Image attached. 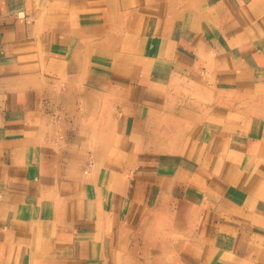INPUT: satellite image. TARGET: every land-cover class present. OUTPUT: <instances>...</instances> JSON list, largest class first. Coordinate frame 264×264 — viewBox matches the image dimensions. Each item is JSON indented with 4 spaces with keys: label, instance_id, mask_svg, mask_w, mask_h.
Returning a JSON list of instances; mask_svg holds the SVG:
<instances>
[{
    "label": "crops",
    "instance_id": "crops-1",
    "mask_svg": "<svg viewBox=\"0 0 264 264\" xmlns=\"http://www.w3.org/2000/svg\"><path fill=\"white\" fill-rule=\"evenodd\" d=\"M127 1L0 0V264H115L119 252H128L127 219L150 225L153 235L165 212L184 229L204 200L212 204V224L189 237L185 233L177 244H165L173 248L175 264H264V129L259 133L263 120L241 129L237 125L239 130L229 137L224 131L219 137L201 132L179 148L174 155L178 158L140 162L131 171L134 179L123 185L115 214L109 216L104 200L81 197L88 191L84 188L90 169L78 167L76 178L69 172L64 175L62 162H50L35 149L40 135L31 114L42 105L47 74L64 65L68 69L69 64L78 68L74 44L82 37L110 41L107 28L112 25L131 33L128 41L133 46L127 56L135 64L129 70L110 69L114 74L105 78L104 86L116 80L126 92L138 94L166 75L199 83L207 74L222 82L264 73V0H213V7L203 11V0H193L195 6H187L183 16L184 28L177 30L173 24L175 31L163 14L169 4L135 0L127 9ZM145 14L148 31L154 30V48L136 32L141 31ZM120 43L115 52L120 48L119 53L124 52ZM238 57L239 64L227 60ZM110 71L104 68L99 73L105 76ZM138 96L133 104L125 100L128 110L120 119L121 130L135 140L145 137L146 115ZM135 149L136 159L153 153L143 143ZM43 171L45 175L37 177L36 172ZM202 234L207 240L195 241L199 237L193 235Z\"/></svg>",
    "mask_w": 264,
    "mask_h": 264
},
{
    "label": "rangeland",
    "instance_id": "rangeland-1",
    "mask_svg": "<svg viewBox=\"0 0 264 264\" xmlns=\"http://www.w3.org/2000/svg\"><path fill=\"white\" fill-rule=\"evenodd\" d=\"M212 1L203 0L202 11L208 5H212ZM194 2L193 0L160 1V4L170 5L169 11L163 14L167 19H171L169 23L174 31V26L178 28L177 30L184 28L183 16L186 15V11H189L187 6H195ZM134 4L135 0H128L126 8ZM179 11H183V14L176 16ZM157 12L161 13V10ZM147 17V14L143 16L142 29L136 32L139 34L138 39H142V42L147 40L150 42L146 45L148 48L150 46L154 48L156 38L152 37L153 29L148 31ZM112 23L114 21L110 22ZM107 29L109 30L107 37L110 41L98 42L94 39V42L82 37L78 43L74 44L77 48H75L73 62L77 63L78 68L69 64L68 69L64 65L57 68L56 73L54 70V76L51 73L47 74L42 105L36 108L32 106L31 115L35 120L32 125L40 135V139L34 142L38 153L41 152L40 155L48 161L53 160L50 162L55 161L56 164L59 161L62 162L66 168L63 170L64 175L69 172L73 178H76V174H80L78 167L84 172L90 169L86 174L90 177V182H86L87 185L84 188L88 191L84 192L82 189L84 195L81 197L88 196L89 199L104 200L102 204L106 206L107 212L110 211L107 213L109 216L115 214L123 185L125 182L129 183L130 179H134L131 171L140 162L156 161V158L162 156L178 158L174 155L179 148L183 144L187 146L188 142L196 139L201 132L207 131L212 137H219L224 131L229 137L230 132L239 130V127L241 129L249 124L253 125L251 122L255 120L264 121V73H255V76L241 74L237 79L222 82L218 81L214 74H207L206 78L199 83L191 82L183 76L166 75L158 82L155 81L152 84L153 88L144 89L138 94L126 92L125 85L116 80H113L109 86H104L105 78H110L114 74L110 69L120 67L129 70L130 66L135 64L134 58L128 57L133 46L128 41L131 33L125 34L119 25H112ZM79 32L84 35L81 30ZM104 34L105 32H102V35ZM122 35H124L123 38ZM151 37L152 42L149 40ZM119 43L124 52L119 53L121 48L115 52ZM162 45H167V42ZM238 47L241 48L242 44ZM120 60H126L127 64L120 63ZM227 60L235 64L242 61L239 57L238 60L230 58ZM71 67L74 70L72 73ZM104 68L109 69L110 74L105 73L109 75L104 76L103 73H99V70ZM76 71L78 72L75 73ZM137 95L141 96L146 115V122L143 123L145 137L141 140H135L129 132L122 131L120 124V119L125 116V110H128L125 100H134ZM148 96L153 98V102L146 100ZM131 104H133L132 101ZM131 104L129 108L133 107ZM263 121L259 133L263 132ZM138 143H143L145 148H152L153 153L150 150L148 152L151 154L136 159L134 154L137 153L135 147ZM178 163L179 169L185 168L180 156ZM172 171L174 173L175 169ZM44 173V171L41 174L36 172L37 177L45 175ZM69 175L68 177L71 178ZM161 178L167 179L168 176L161 174ZM171 179L174 180L172 176ZM103 190H106L103 192L105 196L101 195ZM160 193H163V190H160ZM209 205L212 206L207 200L199 201L191 214L189 224L184 229L183 225L175 224L171 216L165 212L160 213L158 224L155 226L157 233L153 235L149 232L150 225L141 226L140 219H127L128 252L124 250L119 252L116 263L151 264L155 260L157 261L155 264H175V252L173 248L168 249L165 244H177L179 239L182 240L185 237V233L189 237L194 230L210 226L213 221L210 220V217H213L210 210L213 208ZM133 208L130 210L132 211ZM243 221L249 222L247 218H243ZM193 236L199 237L195 241L207 240V236L203 234ZM136 245L139 246L137 252L134 251ZM111 259L115 261L114 256Z\"/></svg>",
    "mask_w": 264,
    "mask_h": 264
}]
</instances>
